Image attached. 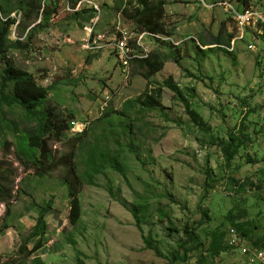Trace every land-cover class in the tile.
I'll return each mask as SVG.
<instances>
[{"label": "rangeland", "instance_id": "374dc122", "mask_svg": "<svg viewBox=\"0 0 264 264\" xmlns=\"http://www.w3.org/2000/svg\"><path fill=\"white\" fill-rule=\"evenodd\" d=\"M83 1V11L85 1L99 7L96 32L113 36L134 28L118 20V0ZM165 1L166 29L180 45L150 40V51L166 61L150 80L139 62L124 71L105 50L85 54L81 45L89 32L83 29L90 23L66 0H47L52 18L40 23L34 16L21 32L16 26L23 15L0 18V39L15 45L0 50V67L12 65L32 74L38 85L52 87L38 110L52 113L58 128L47 134L55 167L39 172L20 153L21 139L36 121L23 109L0 108V177H7L13 193L8 204H0V264H37L36 259L43 264H261L233 249L214 251L212 241L218 235L225 245L233 220L246 229L249 220L258 223L253 240L264 235V0H249L254 14L245 25L231 16L232 9L244 11L237 0ZM223 26L225 37L234 35L231 54L209 45ZM147 89L160 91L159 104L143 114L134 110L136 135L129 137L130 129L120 123L126 117L113 111L125 110ZM106 112L111 114L101 119ZM85 129L86 138L92 130L102 133L98 144L108 143L118 153L123 171L108 165L95 176L96 185L82 179L81 217L73 225L70 192L63 184L68 170L57 160L69 155L76 134ZM239 134L249 135L252 143L229 161L222 143ZM74 146L80 176L88 149L78 141ZM48 203L44 247L26 260L19 249ZM34 247L28 244L29 250Z\"/></svg>", "mask_w": 264, "mask_h": 264}, {"label": "trees", "instance_id": "16d2710c", "mask_svg": "<svg viewBox=\"0 0 264 264\" xmlns=\"http://www.w3.org/2000/svg\"><path fill=\"white\" fill-rule=\"evenodd\" d=\"M45 0H0V18L8 19L11 17L13 13L21 14L25 17L23 21H20L18 25V29L22 31L23 22L31 24L34 16L39 17L43 10V4ZM79 0H68L70 5L74 7ZM242 3V8L244 11L249 10V0H237ZM165 0H118V5L115 7L116 11H118L121 15L123 21L131 23L139 28H145L154 34H167L171 36L173 31L167 30L165 25ZM244 6V7H243ZM83 19H89L91 17L90 13ZM86 12L83 13V15ZM41 22H48L52 18V10L47 7L44 8L42 13ZM32 17V19H31ZM226 35V27L223 26L219 31L216 39L212 41V44L218 46L217 50H221L227 54H231L228 50L231 48V42L234 38V35ZM0 39V50L7 51L10 46H15L14 44H10L8 38ZM21 44L18 43V46ZM226 47V48H223ZM16 48V47H15ZM213 49V48H211ZM212 51V50H211ZM4 58V57H3ZM165 60L160 59L158 55L152 53L148 59L139 61L140 68L142 69V75L145 79L150 80L154 75L161 72L165 67ZM166 85L170 87L173 91L177 93L179 90L172 84V82H167ZM52 90L51 88H43L37 85L35 77L32 74L25 73L13 67L12 65H5L4 67H0V108H20L23 109L27 115L31 117L32 120L36 121V127L27 133L25 137L21 139L22 143L20 146L21 154L27 156L29 160L36 167V169L40 172H50L49 170L52 167H55V164L52 163V151L50 150L49 138H47V134L52 130L57 131V127H53L52 123V113L43 112L38 110L42 106L47 103L49 97L48 94ZM147 91L141 95L136 100H130L125 104V110L120 112H114L123 118L126 117L122 123L123 129L128 131V136H135L134 134V121L138 118L132 116L134 114V110L138 108V113L143 114L146 111H152L159 104L158 93L160 96V91ZM183 99V98H182ZM110 112H106L101 119L108 118ZM30 119V120H31ZM31 120V121H32ZM134 120V121H133ZM105 121V120H104ZM129 123L124 125V122ZM109 127L113 126V122L109 120ZM12 129L18 133L16 126H11ZM89 132V129H85L84 133L76 134V138L73 144L70 146L69 155H65L64 157L57 160L59 166H64L67 168L68 173L63 180V184L69 188L70 192V204H71V213H70V221L71 224L75 225L79 222L81 217V204L79 200V195L82 188V179H84L89 185H96L95 176L97 174L102 173L109 165L110 168L122 172V165L119 161L118 153H114L109 147L108 143L102 147L98 144L99 138L102 136V133H95L94 130L90 132V136L86 138V134ZM127 132V131H125ZM106 138V133H104ZM137 137V136H136ZM141 139L137 137V141ZM71 141V140H69ZM78 141L81 143L80 148L88 149V157L85 160L87 165L84 167L83 175L80 176L77 174L78 169L76 167L77 162L75 160V154H73L74 144ZM99 143H101L99 141ZM252 143L251 137L247 134H239V135H231L229 141H224L222 144L225 146V154L229 161L236 159L239 156L241 150H246L250 144ZM132 145V144H131ZM130 144H128V149H132ZM134 145V144H133ZM26 152V153H25ZM76 162V163H75ZM43 176V175H42ZM8 179L7 177H0V204L9 203L11 198L13 197L12 190L7 186ZM255 187L258 188L256 185ZM260 188V186H259ZM48 207L43 208L40 211V216L37 220V225L33 228L31 234L27 237L25 244L21 246L19 252L24 254L25 259L28 260L34 255L39 249L44 247V238L46 236L47 231V222L46 215L52 210V203L47 204ZM260 214V213H259ZM248 221V220H247ZM254 220H249V228L246 229L244 225L246 224H238L232 221V225L229 226L228 229V237L231 235L233 231L238 239L237 246L230 245L229 242L223 245L221 241V237L218 235L213 237L212 248L214 251H224L226 250H236L241 253L240 248L243 246L251 247L252 249H257L260 251H264V235L260 238L254 239L252 235L254 234V229L259 228V224L255 223ZM185 233L195 238V233L192 229L186 227L184 229ZM226 232V231H225ZM227 233V232H226ZM29 243H35V247L32 250L28 249ZM242 255V253H241ZM243 256V255H242ZM247 259L246 256H244ZM38 262V263H37ZM249 262V261H248ZM264 264V262L257 261ZM37 264H43L39 259L35 260Z\"/></svg>", "mask_w": 264, "mask_h": 264}, {"label": "clouds", "instance_id": "9594fccd", "mask_svg": "<svg viewBox=\"0 0 264 264\" xmlns=\"http://www.w3.org/2000/svg\"><path fill=\"white\" fill-rule=\"evenodd\" d=\"M46 1L47 0L44 1L43 10H44V8H47V6L45 5ZM66 1L68 2V0H66ZM201 1H204V0H201ZM83 2H84L83 0H79L74 7H72L69 2L67 4H68V7H70L71 10L74 11L76 14H78V16H80L81 18L85 17V15L87 16L88 12L92 11L90 13L91 17H89L88 20L86 18L84 19L85 21H88L90 23L89 25L85 26L83 29V30H87L89 32V35L83 40L82 45H81V49L85 54L96 55L100 51L105 50V51L116 56L115 59L117 60V63H118L120 68H123L124 71L125 70L128 71L129 69L132 68V66L135 62H139V61L148 59L150 57V55L152 54V52L149 49L150 40H154L155 42H170L174 46L180 45L179 42H173L172 41L171 37L174 36V32L171 36H168L167 34L164 35V34L151 33L149 30H147L145 28H139L135 25H132L131 23L123 21L120 13L118 11H117V13H118L117 16L120 17V18H118V20L121 22H124L125 24L132 25L134 27L133 29H120V32H116L113 36H106L104 34V32H96L95 31V24H96V20L98 19V17H96V14L97 13L99 14V7L92 2L85 1L88 5H86V9H85V11H83L80 9L81 6L83 5ZM43 10L41 12V15L43 13ZM249 10H252V9H249ZM84 12H86V14L83 15ZM114 12H115V10H114ZM239 12H243V11H239ZM41 15L38 17V18H40V23H42L41 22V19H42ZM165 16H166V13H165ZM16 17H17V15H16ZM24 19H21L20 21H23ZM20 21L19 20L17 21V26H16L17 29H18V25H19ZM115 25H116V23H115ZM27 37H28V35H27ZM147 38H148V41L146 42ZM122 40H125L128 50L131 51L129 59L127 60L128 64L123 63V60H121V58L119 56L118 50L114 47V45H116L117 42L122 41ZM231 47H233V46H231ZM234 48L235 47H233V49ZM165 66H166V63H165ZM103 99H105L107 102L109 100L108 97H103ZM32 121H35V120H32ZM75 124L76 123L74 121H71L69 123V127L72 126V128H75L76 127ZM83 126H85L84 123H83ZM78 132H81V131H78ZM78 132H76V133H78Z\"/></svg>", "mask_w": 264, "mask_h": 264}, {"label": "built area", "instance_id": "2783aa9c", "mask_svg": "<svg viewBox=\"0 0 264 264\" xmlns=\"http://www.w3.org/2000/svg\"><path fill=\"white\" fill-rule=\"evenodd\" d=\"M229 7H231V6H229ZM252 14H254V13H252L251 10H246L243 12H239V11L237 12V11L232 9V12H231V16L234 17L235 19H237L238 23L243 24V25L246 24L245 23L246 21H247V24L249 23V20H250V17ZM114 47L118 50L119 56H120L121 60H123V63L128 64L127 60L129 59L131 51L128 50L125 40L117 42V44L114 45ZM234 234H235V231H233L231 233V235L229 236L228 242L230 245L237 246L238 239H237L236 235H234ZM240 250H241L242 255L246 256L249 262H251V263H254L257 261L264 262V251L252 249L251 247H248V246H243L240 248Z\"/></svg>", "mask_w": 264, "mask_h": 264}]
</instances>
